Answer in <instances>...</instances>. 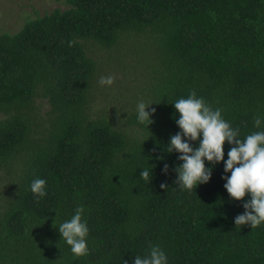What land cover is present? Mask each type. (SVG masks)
Wrapping results in <instances>:
<instances>
[{
    "label": "trees",
    "instance_id": "1",
    "mask_svg": "<svg viewBox=\"0 0 264 264\" xmlns=\"http://www.w3.org/2000/svg\"><path fill=\"white\" fill-rule=\"evenodd\" d=\"M64 6L0 35V264H134L153 245L168 264H264V225L236 226L251 197L230 198L224 163L205 161L210 181L186 191L167 152L174 103L192 90L241 139L264 130V0ZM140 101L155 108L149 127ZM80 206L90 254L78 258L58 228Z\"/></svg>",
    "mask_w": 264,
    "mask_h": 264
},
{
    "label": "clouds",
    "instance_id": "2",
    "mask_svg": "<svg viewBox=\"0 0 264 264\" xmlns=\"http://www.w3.org/2000/svg\"><path fill=\"white\" fill-rule=\"evenodd\" d=\"M76 41L70 40L69 47ZM101 86L111 87L115 83L114 76L101 77ZM152 104L140 101L137 105L138 120L149 127L154 121L150 118L155 114V108L146 111ZM179 119L176 124L181 130L171 136L167 152L179 153L178 159L182 162L177 168V183L182 190L191 191L200 184H207L211 179L212 169L205 166V161L211 165L224 163L226 180L224 185L230 198L234 201H244L246 196L251 197L245 202L243 214L235 217L236 226H250L252 229L264 225V130L248 134L240 138L239 129H233L222 116V110L213 109L202 97H198L192 90L187 98H180L174 103ZM254 119V126L261 129L264 120L259 116ZM202 137V139H201ZM199 142L195 149L192 142ZM231 145L228 158L224 160V145ZM162 159V158H160ZM154 167V166H153ZM152 168L149 166L141 171V179L151 181ZM163 172H168L165 164ZM47 181L36 178L31 183V191L39 198L47 196ZM166 189L165 184L160 185ZM83 206L75 209L74 215L59 226L62 239L70 246L76 257L90 254L87 237L89 228L83 220ZM134 264H168L166 253L156 245L150 246L148 254L144 257L136 256Z\"/></svg>",
    "mask_w": 264,
    "mask_h": 264
},
{
    "label": "rangeland",
    "instance_id": "3",
    "mask_svg": "<svg viewBox=\"0 0 264 264\" xmlns=\"http://www.w3.org/2000/svg\"><path fill=\"white\" fill-rule=\"evenodd\" d=\"M56 7L64 8V0H0V35L16 33L29 20ZM118 75L124 80L122 73Z\"/></svg>",
    "mask_w": 264,
    "mask_h": 264
}]
</instances>
